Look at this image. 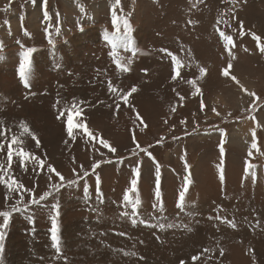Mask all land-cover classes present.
Segmentation results:
<instances>
[{
	"label": "rangeland",
	"instance_id": "1",
	"mask_svg": "<svg viewBox=\"0 0 264 264\" xmlns=\"http://www.w3.org/2000/svg\"><path fill=\"white\" fill-rule=\"evenodd\" d=\"M0 43V264H264V0H0Z\"/></svg>",
	"mask_w": 264,
	"mask_h": 264
},
{
	"label": "snow or ice",
	"instance_id": "2",
	"mask_svg": "<svg viewBox=\"0 0 264 264\" xmlns=\"http://www.w3.org/2000/svg\"><path fill=\"white\" fill-rule=\"evenodd\" d=\"M120 3V0H116V4H119ZM84 9L83 7H81V12H83ZM47 12H45V16L47 17ZM116 13H115V9H113V16L115 17ZM117 23V21L115 19H113V24L115 25ZM125 26H127V21H125ZM57 31H59V29H57ZM220 36L223 38L224 41H226L228 44H231L232 43V38L231 36L229 35H226L223 31L220 32ZM255 39H259L258 37H255ZM227 46V45H226ZM3 45L2 43H0V48H2ZM261 52H264V47H261ZM33 51V50H29L28 53H25L24 54V62H22L19 66V75L20 77H22L24 79V82H25V86H29V66H30V60H29V54L30 52ZM173 59H175V57H173ZM229 67H231V64H229ZM200 71V75L201 77L205 74V71L206 69L201 67L199 69ZM223 74L225 76L228 75V69L225 68L223 70ZM175 78V77H174ZM233 79H235V77H233ZM189 83H195L194 81H189ZM111 87V85H110ZM136 91V88L133 87L132 88V92H135ZM197 91H199V89H197ZM250 95H255L254 93H250ZM126 99V97H125ZM75 127V125L73 124V116L71 114H69L67 116V134L69 137H72L73 136V128ZM27 131V129H25ZM254 135V133H253ZM35 138V137H33ZM12 142L15 143L16 142V137L13 136L12 137ZM102 143L105 144V146H107V141H102ZM38 146V145H37ZM257 147L256 143H253L252 144V148L255 149ZM112 152H115L116 149L115 148H112L111 149ZM221 151L223 152V149H221ZM21 155H23V152H21ZM11 156H12V153L11 151H9L8 153V159L9 161H11ZM93 167H98V164H95L93 165ZM251 167V165H249V168ZM2 170V169H0ZM159 167H157L156 169V176H157V185L159 184ZM84 175L86 176L87 175V172H84ZM57 176H60L59 173H57ZM134 176L135 177H139L140 176V170L137 168L134 172ZM60 180L63 181L64 178L62 176H60ZM0 183H7L5 180H4V177L3 175H0ZM17 181L15 179L12 180V184H16ZM70 185L75 183V181H69L68 182ZM131 187L124 193L123 195V201L125 202H128V203H131L132 204V208H133V211L135 212V209H136V206L139 205L141 203L139 197H137V199L135 201H132L131 200V196L130 194L131 193H135L137 191V179L136 178H133L131 179ZM187 184H188V181L186 180L185 181V187H184V191H181L179 193V201H180V204H179V207H184V202H185V192L187 191ZM9 188H11V185H8ZM19 187H23V185H19ZM57 188V191H58V186H54ZM29 192H31L32 190L31 189H28ZM87 191H88V188L87 186H85V194H87ZM97 194L99 195V190H97ZM51 193L49 192H45L43 193V195H41L39 197V199H36V198H33L31 201H30V204H39L41 201L45 200L48 196H50ZM155 197L157 199V201L160 200V197H161V193H160V190H159V187L157 186V189H156V192H155ZM7 199V197H6ZM23 200V197H21V201ZM17 203H20V202H17ZM27 205H25L23 208L22 207H18V206H13L12 207V210L11 211H0V217L3 218V221L2 223H0V256H2L3 252H4V248H5V244H4V241H5V229L8 228L9 226V221H10V217L13 215V213H16V212H20V211H27ZM161 210L162 207H161ZM54 211H55V215L52 217L51 219V229H50V239H51V248L54 249L55 251V254L57 256H61L62 255V246H61V237H60V230H59V227H58V224H57V217L59 216V205H55L54 206ZM217 219H221L220 217H217ZM34 222V221H33ZM235 226V225H233ZM161 227H163V225H161ZM169 227H172V225H169ZM190 230V229H189ZM132 255H135V253H131Z\"/></svg>",
	"mask_w": 264,
	"mask_h": 264
},
{
	"label": "bare ground",
	"instance_id": "3",
	"mask_svg": "<svg viewBox=\"0 0 264 264\" xmlns=\"http://www.w3.org/2000/svg\"><path fill=\"white\" fill-rule=\"evenodd\" d=\"M67 4H68V8L69 9H71L72 7H74L75 6V3L74 2H67ZM72 10V9H71ZM73 10H74V8H73ZM16 22V21H15ZM17 25V23H14L13 24V26H15V27H17L16 26ZM13 59V55H9L8 57H5V58H1L0 59V63H6V62H8V61H11ZM38 62H36L35 63V67L33 68L34 70H35V68L37 67H39V62H40V60L38 59L37 60ZM9 63V62H8ZM41 64V63H40ZM36 68V69H37ZM37 70H39V69H37ZM1 78V77H0ZM9 80H11L12 81V79L11 78H9ZM5 82V81H4ZM238 128V129H237ZM236 129V134H241L242 136H244V138H246L247 140H249L250 142H252V143H254L255 142V132H254V130L251 128V127H249V126H241L240 125V127H237ZM253 133H254V135H253ZM233 135V134H232ZM247 143V142H246ZM248 144V143H247ZM206 156V155H205ZM205 156H203L204 158H205ZM208 156V155H207ZM206 156V157H207ZM210 157V156H209ZM206 159V158H205ZM204 160V159H203ZM202 160V161H203ZM201 163V162H200ZM204 163V162H203ZM203 163H201V165L203 164ZM76 199V198H75ZM57 200V199H56ZM11 232V231H10ZM9 233V232H8ZM26 235V234H25ZM48 235V234H47ZM27 237V236H26ZM8 239H11V238H8ZM18 239V238H17ZM13 242V241H12ZM11 242V243H12ZM33 248V247H32ZM31 248V249H32ZM29 253V252H28ZM29 256V255H28ZM25 259V258H24ZM32 259V258H31ZM5 264V263H4Z\"/></svg>",
	"mask_w": 264,
	"mask_h": 264
}]
</instances>
